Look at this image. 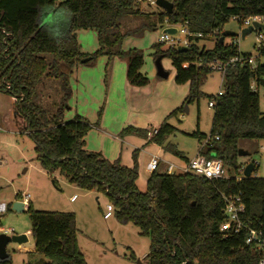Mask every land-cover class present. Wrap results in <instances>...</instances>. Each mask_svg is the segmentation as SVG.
<instances>
[{"label": "trees", "instance_id": "trees-1", "mask_svg": "<svg viewBox=\"0 0 264 264\" xmlns=\"http://www.w3.org/2000/svg\"><path fill=\"white\" fill-rule=\"evenodd\" d=\"M140 1L67 0L59 8L69 14L68 32L66 37H56L40 23L44 10L57 7L55 0H0V94L15 99V118L25 124L22 130L32 140L36 160L48 175L58 173L81 190L104 193L115 208L117 220L132 224L141 236L150 239L148 264H259L261 255L256 246L246 245L247 232L226 239L220 229L224 222L223 195L242 194L246 206L242 221L262 232L264 244V179L236 181L244 166L238 154L241 141L264 143L260 96L250 90L253 79L264 90V65L255 72L247 66L228 69L224 94L212 100L211 143L202 146L200 154L222 161L230 180L170 176L160 166L148 178L147 190L142 193L137 187V151L133 168L124 167L120 161L110 162L85 148V137L99 122L93 125L80 116L72 121L64 118L72 97L70 79L80 65L94 67L100 58H107L109 64L118 59L126 63V77L132 87L149 86L150 80L141 72L144 53L125 51L124 42L166 25L187 24L190 32L203 36L218 30L211 50L200 48L199 38L187 51L156 48L155 60L171 59L175 83H190L187 105L199 101L202 87L212 74L208 64L227 61L237 54L235 44H220L224 27L232 18L264 16V0H168L174 5L170 15L143 11ZM79 31L97 35L98 49L94 53H82ZM84 60L87 62L83 64ZM186 63L190 64L188 68L183 67ZM108 81L109 71L106 84ZM56 97L60 103L54 104L55 109H46L44 103ZM178 114L176 110L155 129L129 127L119 136L148 139V133L156 130L148 141L185 160L184 154L168 142L177 132L169 119ZM190 136L201 144L207 138L199 133ZM11 208L8 206V210ZM27 213L32 222V254L41 257L32 264H87L78 245L74 213L35 211L31 205ZM0 264H9V259Z\"/></svg>", "mask_w": 264, "mask_h": 264}, {"label": "rangeland", "instance_id": "rangeland-1", "mask_svg": "<svg viewBox=\"0 0 264 264\" xmlns=\"http://www.w3.org/2000/svg\"><path fill=\"white\" fill-rule=\"evenodd\" d=\"M66 1L55 0L57 7L50 8V10L57 12L56 16L50 19V25H55L56 23L66 24L69 14L59 8V5ZM140 8L149 13H161L163 11L157 6L150 7L147 4H141ZM179 28L182 29L183 27ZM241 31L242 27L238 21L231 19L224 27L223 33H236L238 37L226 38L225 45L235 44L243 55L257 57L258 53L255 48L256 33L248 34L242 39L240 37ZM160 32L161 29L147 32L142 38L131 39L136 42L137 46L135 45V47H138L136 49L144 53V65L141 72L143 70L144 74L147 75L151 70V73L155 74V80L153 81L149 79L150 75H147V78L152 82L151 89L154 88L156 83H161L162 89L158 92L159 95L153 96L148 105L150 107L157 101L155 112L159 111L162 113L167 110L166 117L162 123L173 112L179 111L177 117L169 119L168 123L176 128L177 132L169 137L168 141L175 145L178 150L184 152L187 157H190L199 151L204 144H201L198 139L190 135L199 133L206 137L211 136L214 109L209 106V103L218 96L221 90L224 91V76L219 72L209 75L205 85L202 87L203 96L199 101L188 104V113H186V99L189 96L190 83L184 85L175 83L174 69L170 58L165 57L160 62L164 71L169 74L168 78L160 79L157 76L156 48L160 47L164 51L168 49L167 46L161 47L159 44ZM87 35V40H85V37H83V40L82 36H80L81 42L85 43L86 41L85 44L82 43V46L90 47L92 44L94 46V44L98 43L95 33L88 32ZM185 37V34L179 33L176 35V38L182 40ZM215 38L204 37L199 42V47L206 50L213 49L216 44ZM48 93L54 92L48 91ZM259 96L260 109L264 113L263 89L260 90ZM11 99L13 98L3 97L0 100V203H5L8 206L12 205L13 207L14 203L23 202L26 195H29V205L35 211L74 213L77 220L78 245L87 264H148L147 257L150 252V239L141 236L139 229L132 224H121L115 214L109 220L104 219L106 207L111 204V200L107 195L81 190L75 185L68 183L59 174L48 175L40 167L36 160L34 144L22 130L25 124L20 118L18 120L15 118V102L11 107ZM59 99V97H56L53 101L50 100L48 103H44L45 108L55 109L54 104L60 103L61 100ZM167 104L173 106L172 111L168 110ZM12 123L16 125L21 134L13 133L14 131H12L10 126ZM125 138L127 136L121 138L124 149L131 147L137 149V162L143 168L142 172L138 170L137 187L144 193L147 190L148 182L147 174L145 173L146 164L150 156L158 151L155 147L157 145L150 143L145 138H141L142 142L138 145H133L134 143L131 140H126ZM119 144L122 145L120 142ZM262 147H264L262 141H241L239 149L248 151L249 156L241 157L240 164L260 163L264 155L261 150ZM178 160L176 157L175 159L173 158L174 162ZM255 177L264 179L263 169L257 170L253 174V178ZM73 195L78 196V201L75 203L70 200ZM0 228L4 231L13 230L14 232L11 235L1 234L7 236L28 235L29 238V241L22 246L16 243H10L7 246L9 264H32L35 259H41L39 255L32 254L35 252L34 240L31 234L32 222L27 210L23 213H18L11 208L0 218Z\"/></svg>", "mask_w": 264, "mask_h": 264}, {"label": "crops", "instance_id": "crops-1", "mask_svg": "<svg viewBox=\"0 0 264 264\" xmlns=\"http://www.w3.org/2000/svg\"><path fill=\"white\" fill-rule=\"evenodd\" d=\"M56 12L57 11L50 9L44 10L40 23L48 28L51 27L50 29L56 37H66L69 19H67L66 24L61 25L60 23H56L55 25H50V19L56 16ZM88 32L91 31L77 32V40L81 45L83 54H92L98 49V43L94 44V46L92 44L90 47L82 46L84 42L80 41V36H82V39L85 37V40H87L86 36H88ZM134 39L128 38L124 42L123 48L125 51L138 48L135 47L137 44ZM107 71H109V81L106 84L105 79ZM126 73V63L116 59L109 64L108 59L105 57L100 58L94 67L82 65L76 67L70 79L72 97L69 101V109L65 112L64 118L66 121H72L76 116H80L93 125L99 122V126L93 127L85 137L86 150L100 153L110 162L119 160L124 167L133 168V155L137 149L131 146V148L124 149L123 140L119 135L129 127L144 130L151 127L155 129L165 119L167 110L162 113L159 111L155 112V104L157 101L150 107L148 105L153 96L156 97L159 95L158 92L162 89L161 83H156L153 89H151L152 82H150L149 86L144 88L132 87L127 81ZM142 74L146 77L150 75L149 79H152V81L155 80V74H153V72L151 73V70L147 75L144 74L142 70ZM3 97L12 98L5 94H0V100ZM14 102L15 99H11V107ZM166 106L169 111L173 110V106L168 104ZM101 111L102 116L100 119L99 112ZM11 112L13 113L12 108ZM11 120L13 122L12 118ZM10 126L14 134H21L14 123ZM125 139L131 140L134 143L133 145H138L142 142V139L137 136H127ZM119 142L122 145H120ZM155 147L158 151L155 152L156 154H152V156L158 155L162 159L163 163L161 164V169L163 172L165 171L166 164H173L180 169L185 167L189 161L200 153L199 149L194 155L187 157L184 152L179 150L184 154V160L165 152L160 146ZM152 156H150V158ZM175 157L179 159L177 162L173 161ZM147 164L145 173L147 174V178H149L152 174L148 172ZM138 170H143L140 164H138ZM77 201L78 198L75 202Z\"/></svg>", "mask_w": 264, "mask_h": 264}, {"label": "built area", "instance_id": "built-area-1", "mask_svg": "<svg viewBox=\"0 0 264 264\" xmlns=\"http://www.w3.org/2000/svg\"><path fill=\"white\" fill-rule=\"evenodd\" d=\"M157 1L158 0H142L140 1V3L147 4L148 6L152 7V6H156ZM232 19L238 21V23L242 27L240 37L242 35V32L246 29L252 28V33L253 32L256 33L255 48L257 49L258 56L253 57L251 55H243L237 48V52H236L237 54L235 57H232L227 61L214 60L208 64V67L212 73L219 72L223 76L226 74L228 69L233 67L244 68L247 66L250 67L252 72H255L257 71L259 66L264 65V16L258 15L249 18L236 17ZM257 25H259L260 27H257ZM179 27H183V28L180 29ZM169 28L176 29L177 31L176 35H178L179 33L185 34L186 35L185 39L182 40L180 38H176V35L166 34L164 31ZM217 34H218V30L213 31L211 34L207 36H203L201 34H195L189 31L187 24H185L184 26L166 25L164 28H162L160 32L159 44L176 50L181 48L190 49L194 39L199 38L202 40L204 39V37H216ZM189 65L190 64L186 63L183 67L188 68ZM250 90L252 93H259L261 90L260 87L257 85L255 79L251 81ZM223 94L224 91L221 90L218 96H222ZM214 104L215 102L212 101L209 103V106L213 108ZM156 133H157L156 130H153L150 133H148V139H150ZM216 139L219 140V138ZM203 143L204 144L202 146L208 145L209 143H211V138L207 137ZM261 150L264 152V147H262ZM162 163L163 161L158 155H153L150 158L149 163L147 164L148 172L153 174L154 172L158 171ZM252 163L254 164L253 174L259 169H263V173H264V155L262 156L260 163L258 162H252ZM247 165L248 164L242 166V168L239 170V173L241 175L236 177V181L240 182L243 179H246L244 176V170ZM164 173L170 176L191 175L209 181L230 180L231 178L227 170L225 169L222 161L218 159H207L203 157L200 153L191 161H189L185 167L180 169L175 167L173 164H166ZM253 174L251 178L253 177ZM77 198H78L77 195L73 196L71 198V202H75ZM223 201H224V209H223L224 222L221 225L220 231L221 233H223L224 238L227 239L230 237L238 236L243 232H247L248 237L246 240V245L256 246L257 251L261 255L259 264H264V244L261 239L262 232L252 229L250 225L242 221V217L246 212V206L244 204L242 194L236 196L223 195ZM22 203L24 204V209L27 210L29 207V195H26L25 200ZM7 211H8V205H6L5 203H0V218ZM114 212H115L114 206L112 204H109L106 207V211L104 213V219L105 220L111 219L114 216ZM1 233L11 235L14 232L13 230L4 231L3 229L0 228V235Z\"/></svg>", "mask_w": 264, "mask_h": 264}, {"label": "water", "instance_id": "water-1", "mask_svg": "<svg viewBox=\"0 0 264 264\" xmlns=\"http://www.w3.org/2000/svg\"><path fill=\"white\" fill-rule=\"evenodd\" d=\"M156 6L159 9H162L164 12H166L169 15L172 14L173 10H174V5L167 0H158L156 3ZM257 27H260V26L257 25ZM164 32L166 34H169V35H176V33H177L176 29H171V28L166 29ZM251 33H252V28L244 30L242 32V35H241L242 39ZM236 37H238V35L236 33L224 32V33H222V36L220 38V44H224L226 38H236ZM187 50L188 49H186V48H181V49H178V52L187 51ZM87 60L82 61V63L83 64L86 63ZM156 64H157V69H158L157 76L160 79H167L169 74L164 71V69L161 66L160 61L157 60ZM187 106L188 105H186V108H185L186 113H188ZM238 154H239L240 158L249 156V152L245 151L243 149H239ZM253 172H254V164L249 163L244 170L245 178L246 179L251 178ZM12 209L18 213H23L26 211L24 209V204L22 202L14 203ZM28 241H29L28 235L7 236L5 234H1L0 235V261H5V260L9 259V254L7 252V246L10 243H16V244L22 246V245L26 244Z\"/></svg>", "mask_w": 264, "mask_h": 264}]
</instances>
